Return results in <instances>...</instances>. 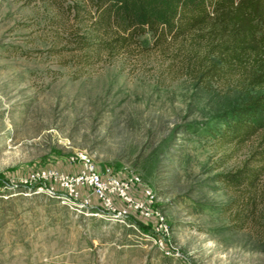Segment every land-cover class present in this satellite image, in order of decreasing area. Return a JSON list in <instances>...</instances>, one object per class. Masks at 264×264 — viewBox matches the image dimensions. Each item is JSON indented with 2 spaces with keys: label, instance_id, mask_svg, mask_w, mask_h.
<instances>
[{
  "label": "rangeland",
  "instance_id": "1",
  "mask_svg": "<svg viewBox=\"0 0 264 264\" xmlns=\"http://www.w3.org/2000/svg\"><path fill=\"white\" fill-rule=\"evenodd\" d=\"M89 10L0 0V264H264V124L245 141L219 137L264 95L256 59L223 54L212 24L88 57L79 37L100 48L104 34ZM81 154L140 174L163 228L17 180L75 172ZM236 174L252 176L226 181Z\"/></svg>",
  "mask_w": 264,
  "mask_h": 264
},
{
  "label": "trees",
  "instance_id": "2",
  "mask_svg": "<svg viewBox=\"0 0 264 264\" xmlns=\"http://www.w3.org/2000/svg\"><path fill=\"white\" fill-rule=\"evenodd\" d=\"M100 48L88 37H79L81 53L94 57L101 52L116 56L132 46H141L150 33L156 44L180 38L212 24L215 35L225 39L221 52L231 60L255 58L258 67L252 81L264 86V0H87ZM223 39V41H224ZM264 124V95L238 110L219 137L245 141ZM245 170H241L242 173ZM238 174L235 175L237 177ZM252 174L226 181L241 185ZM144 223V222H143ZM145 224V223H144ZM145 226H147L145 224Z\"/></svg>",
  "mask_w": 264,
  "mask_h": 264
},
{
  "label": "built area",
  "instance_id": "3",
  "mask_svg": "<svg viewBox=\"0 0 264 264\" xmlns=\"http://www.w3.org/2000/svg\"><path fill=\"white\" fill-rule=\"evenodd\" d=\"M72 162L79 166L75 172L46 168L17 180L24 184L40 181L53 194L65 191L67 199L81 208L105 207L119 217L134 215L146 225L163 228L165 217L155 206L154 190L140 174L116 171L111 166L100 168L86 154L74 157Z\"/></svg>",
  "mask_w": 264,
  "mask_h": 264
}]
</instances>
